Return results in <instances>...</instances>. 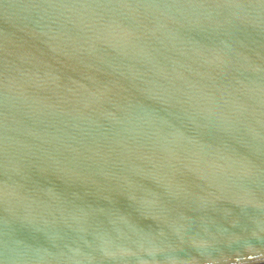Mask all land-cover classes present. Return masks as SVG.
Listing matches in <instances>:
<instances>
[{
    "label": "water",
    "instance_id": "obj_1",
    "mask_svg": "<svg viewBox=\"0 0 264 264\" xmlns=\"http://www.w3.org/2000/svg\"><path fill=\"white\" fill-rule=\"evenodd\" d=\"M0 264H264V0H0Z\"/></svg>",
    "mask_w": 264,
    "mask_h": 264
}]
</instances>
